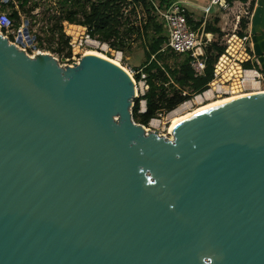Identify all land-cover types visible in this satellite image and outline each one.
<instances>
[{
	"label": "water",
	"instance_id": "1",
	"mask_svg": "<svg viewBox=\"0 0 264 264\" xmlns=\"http://www.w3.org/2000/svg\"><path fill=\"white\" fill-rule=\"evenodd\" d=\"M250 33L264 72V0ZM135 91L109 59L0 34V264H264V93L169 138L134 121Z\"/></svg>",
	"mask_w": 264,
	"mask_h": 264
},
{
	"label": "built area",
	"instance_id": "2",
	"mask_svg": "<svg viewBox=\"0 0 264 264\" xmlns=\"http://www.w3.org/2000/svg\"><path fill=\"white\" fill-rule=\"evenodd\" d=\"M8 1L0 0L4 4ZM257 2L258 0H209L205 6L201 7L203 21L200 26L195 28L188 21L187 9L182 2L173 1L161 9L152 2L155 10L161 17L166 31V42L161 47L160 52L188 56V63L193 70L194 76L202 75L206 65V48L210 45L212 40L211 36L213 35V33L204 30L208 19L218 16L222 22L220 27L221 31H231V34L225 41L227 47L213 64V78L207 84V89L202 93L193 95V98H196L198 95H203L208 91L211 92L210 96L214 98L233 93L252 92L254 90L264 89V72L261 69L257 57L253 53L250 33L251 19ZM242 21H245L246 28L243 35L240 36L237 31L239 29L241 30ZM23 27L24 23L15 27L8 12L0 10V34L8 39L9 43H13L19 49L25 51V47L28 45L22 35ZM18 35L22 36V43L17 42ZM78 42V48L83 46L98 48L104 45L99 39L97 40L91 37L88 32ZM94 43L97 44L95 45ZM68 45L71 47L74 46L73 43H68ZM80 55L82 53L78 54V58L73 63H78L81 57ZM252 59L255 60L254 66H245L246 63H251ZM224 71H227L229 75L224 76ZM127 72L134 80L136 89L135 98L143 96L148 89L146 74L143 73L139 80H135L133 77L137 74V71L130 69ZM140 82L144 83V88L140 87ZM218 83L222 86L218 85ZM209 99L210 97L204 98L203 102ZM140 102H142L141 107L146 108L145 100H140ZM194 104L196 105L195 102ZM151 120L147 123L149 124L147 127L143 125L146 131H154L157 129L150 125ZM168 135L164 136L171 138L169 133Z\"/></svg>",
	"mask_w": 264,
	"mask_h": 264
},
{
	"label": "trees",
	"instance_id": "3",
	"mask_svg": "<svg viewBox=\"0 0 264 264\" xmlns=\"http://www.w3.org/2000/svg\"><path fill=\"white\" fill-rule=\"evenodd\" d=\"M13 1H16V4ZM69 1L73 2L74 5H81L82 16L80 18L78 17L80 12L79 9H70L67 14L59 15L54 21L51 28L53 31L52 37H54V32H57L56 39L58 40L57 43H59V50L66 47L69 48L68 37H65L62 33V20L85 26L91 37L107 42L112 37H119L120 27L123 23V11L126 5L130 3L140 4L144 8L150 7V9H154L155 11V7L151 2L152 0H85L88 4L87 9H85L86 3H81L80 0H64V3ZM158 1L159 7L162 8V6H167L166 0ZM27 3L28 0H9L6 4L1 3L0 6L2 9L4 7L10 9L8 15L13 20L14 26L18 27L21 25L19 22V11L22 10ZM16 6L18 9L15 8ZM188 21L191 22L189 17ZM217 22L218 18L207 21L204 30L206 32L218 33L221 35L219 27L215 26ZM198 25L199 24H197V26ZM151 26L153 33L148 39L145 49L147 63L142 66L143 71L147 74L146 83L148 89L143 96L134 99V105L132 107L133 119L142 125H147V123L155 118L156 114L161 110L171 111L184 101L191 99L192 95L202 93L206 90L207 84L213 78V64L224 50V47L215 42L211 43L206 48V65L203 74L200 76H194L193 70L188 63L189 58L185 55L178 69L172 70L166 64L161 67L157 59H162V55L165 56L173 53L163 54L160 52L161 47L166 42V36L163 34L165 26L163 23L157 22L155 16L148 15L143 30L147 31ZM197 26H194V28ZM245 28V21H242L241 30L238 31L240 36L243 35V30H245ZM151 56H153L154 59H151ZM135 78L138 80L140 75H136ZM184 92L185 94H183ZM140 100H145L146 105L145 111L141 113L139 112Z\"/></svg>",
	"mask_w": 264,
	"mask_h": 264
},
{
	"label": "rangeland",
	"instance_id": "4",
	"mask_svg": "<svg viewBox=\"0 0 264 264\" xmlns=\"http://www.w3.org/2000/svg\"><path fill=\"white\" fill-rule=\"evenodd\" d=\"M16 4V1H13ZM81 3H86L85 0H80ZM155 6L159 7L158 0H152ZM1 5V2H0ZM15 8L18 9L16 6ZM88 8V4L86 3L85 9ZM79 9V18L82 16L81 5H74L73 2L64 3V0H28V3L19 11V22L22 25L25 21H27L28 30L30 35H35L36 39L32 42V46L28 45L25 47V53L29 56H33L36 53H48L53 56L57 62L62 65H71L78 58V54H80L83 50L91 49L96 50L97 52L102 53L108 59L113 60L118 65L123 67L126 71L130 69H134L137 71L136 75H141L144 73L143 67L144 64L147 63L146 57V43L150 36L153 33L152 26L146 30H143L145 26V18L146 15L155 16L157 22H162L159 13L154 9L144 8L140 4H133L130 3L124 7L123 11V23L120 27V35L117 38L112 37L109 41H101L108 46V49L98 47H90V46H83L79 48L80 53H75L74 50L78 47V41L81 39H74L65 31V24H72L68 21L62 20V33L65 37H68V43H73V47L69 46L59 50V43L57 38V32L51 30L52 24L54 21L59 17V15H64L68 13V10ZM161 9V7H159ZM0 10L3 12H8L10 9L4 7L3 9L0 6ZM84 27V34L87 33V27ZM221 35L214 34L211 36L212 40L211 43H217L218 45L227 47V43L225 42L228 36L231 34V31L223 32L219 28ZM240 31V29L238 30ZM237 31V32H238ZM166 32V31H165ZM245 32V30H243ZM164 34V32H163ZM166 34V33H165ZM84 36V35H83ZM82 36V37H83ZM97 39L98 38H94ZM164 54V53H163ZM82 56V55H80ZM183 55L176 56L173 54L162 55V59H157L158 64L163 67V65H168L170 69H178L180 62L183 59ZM151 59H154L151 56ZM255 60L252 59L251 63H246L245 66L251 67L254 66ZM165 69V68H164ZM134 75V79L136 80ZM147 76V74H146ZM139 80V79H138ZM143 83V82H142ZM187 90V89H186ZM189 91V89H188ZM147 92V91H146ZM187 92V91H185ZM192 94V93H191ZM194 94V93H193ZM194 96L192 95L191 99ZM135 99V98H134ZM190 99V100H191ZM142 102L139 101V112H144L145 107H141ZM134 105V102H133ZM193 106L195 104L193 103ZM178 107V106H177ZM172 111V110H171ZM170 111L161 110L156 114V117L153 119H159L160 125H154L151 123L150 125L156 127L157 129L154 130L160 135L169 136L168 128H169V121L171 119H167V115ZM181 115V114H180ZM135 121V120H134ZM136 122V121H135ZM138 123V122H136ZM140 124V123H138ZM142 125V124H141ZM149 125V124H147ZM147 125H144L147 127ZM143 126V125H142ZM171 135V134H170Z\"/></svg>",
	"mask_w": 264,
	"mask_h": 264
},
{
	"label": "bare ground",
	"instance_id": "5",
	"mask_svg": "<svg viewBox=\"0 0 264 264\" xmlns=\"http://www.w3.org/2000/svg\"><path fill=\"white\" fill-rule=\"evenodd\" d=\"M65 31L71 35V37H73L74 39H79L82 38V36L84 35V27L81 25H76V24H65ZM95 45L97 43H94ZM77 49L74 50V52L80 53V50L78 47H76ZM102 48L108 49V46L106 44H104L102 46ZM82 55L84 54H94V55H98L100 57L106 58L108 59L105 55H103L100 52H97L96 50H91V49H86L83 50ZM110 60V59H109ZM113 63L117 64L116 62H114L113 60H110ZM118 65V64H117ZM224 76L229 75L227 71L223 72ZM227 79V78H226ZM217 85V84H215ZM218 85H221L218 83ZM222 86V85H221ZM140 87L144 88V83L140 82ZM258 93H264V89H259V90H254L252 92H244V93H233L227 96H221V97H214L212 98L211 92L208 91L203 95H198L196 98H193L192 100H187L184 104H180L178 105V107H176L175 109H173L172 111H170L167 115V119H171L169 121V128H168V132H170V134L172 133V128L173 126H175L177 123L181 122L182 120L196 114L199 113L201 111H203L204 109L208 108V107H213L219 103L231 100V99H236V98H240V97H244V96H248V95H252V94H258ZM210 97L209 100H207L206 102H203L204 98H208ZM196 103L195 106H192L193 103ZM181 114V115H180ZM151 123H154V125H160V120L159 119H153L151 120Z\"/></svg>",
	"mask_w": 264,
	"mask_h": 264
},
{
	"label": "crops",
	"instance_id": "6",
	"mask_svg": "<svg viewBox=\"0 0 264 264\" xmlns=\"http://www.w3.org/2000/svg\"><path fill=\"white\" fill-rule=\"evenodd\" d=\"M173 1L182 2V4H184L186 9H187V14H188V17H189V19L191 21L190 24H192L194 26H197V24H199L198 26H200L201 22L203 21V14H202V11H201V7L205 6L209 0H166V4L168 5L171 2H173ZM162 8H163V6H162ZM148 14L146 15V18H145L144 22H146V20L148 18ZM213 18H218V22L215 24V26L220 28L221 25H222V22H221V20L219 19L218 16L211 17V18L208 19V21L209 20L211 21ZM161 23H163V22H161ZM163 32H164V35L166 36L165 29L163 30Z\"/></svg>",
	"mask_w": 264,
	"mask_h": 264
}]
</instances>
